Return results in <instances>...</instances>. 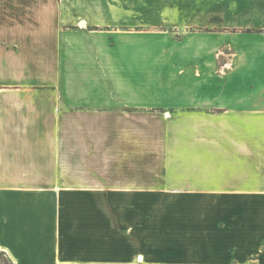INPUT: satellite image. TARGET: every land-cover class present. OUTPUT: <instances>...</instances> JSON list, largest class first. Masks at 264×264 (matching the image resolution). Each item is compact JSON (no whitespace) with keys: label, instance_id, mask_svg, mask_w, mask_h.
<instances>
[{"label":"crops","instance_id":"0c3cea01","mask_svg":"<svg viewBox=\"0 0 264 264\" xmlns=\"http://www.w3.org/2000/svg\"><path fill=\"white\" fill-rule=\"evenodd\" d=\"M50 1L0 0V250L15 264H264V0L195 9L220 21L192 20L194 82L169 90L91 75L85 62L112 58L93 39L100 26L65 24ZM76 58L91 80L70 74ZM136 58L134 72L149 70ZM34 176L105 177L49 186Z\"/></svg>","mask_w":264,"mask_h":264},{"label":"rangeland","instance_id":"374dc122","mask_svg":"<svg viewBox=\"0 0 264 264\" xmlns=\"http://www.w3.org/2000/svg\"><path fill=\"white\" fill-rule=\"evenodd\" d=\"M56 7L62 8L65 16V24L74 22L75 17H84L90 20V27L95 28L98 25L100 30L95 32L93 38L98 45H107L102 47L103 51H109L112 55L111 61L108 58L105 61H87L89 68L83 64H77L78 58L73 59L74 71L71 75L84 81L85 73L91 75H113L112 88L132 87L149 89L169 90V88L184 89L186 84L193 83L190 74H186L185 60V40L186 32L191 30L193 19L207 18L210 27L217 26L220 18L217 16H196L195 9L215 10L217 0H51ZM50 1V3H51ZM223 1V0H222ZM51 7V6H50ZM193 11L191 15L187 11ZM195 10V11H194ZM82 27L76 26L75 29ZM212 30L211 28H209ZM81 38V37H80ZM83 38V36H82ZM111 45V46H110ZM75 45H73L74 47ZM72 47V48H73ZM71 48V49H72ZM106 48V49H103ZM81 49L74 47L70 52L71 56L77 55ZM96 48H86L84 55H96ZM58 50V49H57ZM97 50V49H96ZM66 56H69L66 53ZM70 56V57H71ZM137 57V58H136ZM138 59L142 63H149V70L143 73L134 72L128 64L130 60ZM56 64V63H55ZM67 65V64H66ZM99 72V73H98ZM82 73V74H81ZM66 75V74H65ZM69 77V76H68ZM85 79L86 81L91 80ZM97 82H100L96 79ZM62 81V80H61ZM77 83V80H67V82ZM109 81V80H108ZM59 80L50 79V86H58ZM94 81H90L92 84ZM55 84V85H54ZM109 83L106 84L110 87ZM63 87L62 85H60ZM79 89H87L88 84L78 83ZM104 86V85H102ZM92 89V88H91ZM162 110V109H161ZM163 112V110H162ZM158 113H161L158 111ZM157 121L145 119L146 140L149 146L153 143V133L159 130L154 124ZM158 126V125H157ZM97 130V129H96ZM104 136L103 130L97 131L95 137L98 141ZM103 140V139H102ZM146 141V142H148ZM85 146V145H83ZM94 154L104 156V143H96ZM108 153V151H107ZM34 176V184H48L56 186H66L71 183H99L98 178L105 176ZM27 177H16V181H22ZM112 194V195H110ZM97 200L110 199L121 200L125 196H119L120 193H96ZM109 195V196H106ZM147 222V219H146ZM153 222V221H151ZM0 264H15L9 256L0 250Z\"/></svg>","mask_w":264,"mask_h":264}]
</instances>
